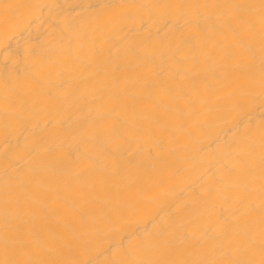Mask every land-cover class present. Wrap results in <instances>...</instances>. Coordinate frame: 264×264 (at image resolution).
<instances>
[{
    "label": "bare ground",
    "instance_id": "bare-ground-1",
    "mask_svg": "<svg viewBox=\"0 0 264 264\" xmlns=\"http://www.w3.org/2000/svg\"><path fill=\"white\" fill-rule=\"evenodd\" d=\"M0 264H264V0H0Z\"/></svg>",
    "mask_w": 264,
    "mask_h": 264
}]
</instances>
